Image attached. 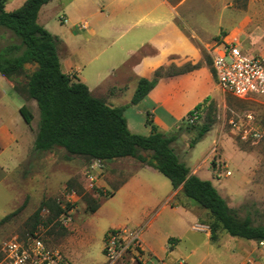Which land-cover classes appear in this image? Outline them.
Returning a JSON list of instances; mask_svg holds the SVG:
<instances>
[{"label":"rangeland","instance_id":"obj_1","mask_svg":"<svg viewBox=\"0 0 264 264\" xmlns=\"http://www.w3.org/2000/svg\"><path fill=\"white\" fill-rule=\"evenodd\" d=\"M20 1L9 0L7 11L21 7ZM167 1L176 6L182 0ZM176 12V23L187 35L205 33L211 36L209 44L225 38L248 55L264 57V0H189ZM45 21L54 31L61 26L54 13L41 17L40 25ZM10 44L19 41L0 28V50ZM202 57L211 70L208 50H202ZM33 69L28 66L26 73ZM24 84L23 78L11 82L0 76V244L12 238L25 241L37 234L66 264H244L248 260L264 264V248L257 243L232 238L220 230L218 241L211 243L203 233L209 232L213 222L209 214L192 201L188 203L179 190L167 205L190 209L197 217L200 232L187 230V218L163 208L172 188L168 179L152 168L140 169L144 165L130 158L66 161L61 149L34 155L39 113L35 102L21 92ZM14 85L19 92L14 91ZM216 94L215 101H210L214 107L211 133L185 160L179 148L190 146L204 120L188 127L184 132L190 134L188 140L178 141L179 158L191 168L198 167L200 179L212 180L239 217L248 216L254 225H264V135L257 143H242L229 125L235 115L250 113L264 133V98L245 102L220 90ZM21 107L32 114L30 125L23 121ZM134 174L139 179L128 193L109 198ZM43 199L65 208L71 222L64 226L60 215L53 217L43 210L40 224L31 233L30 218ZM24 203L19 213L7 218ZM90 204L99 206L96 213L89 212ZM118 228L122 241L117 253L104 256V237ZM169 237H180V242L167 253Z\"/></svg>","mask_w":264,"mask_h":264},{"label":"trees","instance_id":"obj_2","mask_svg":"<svg viewBox=\"0 0 264 264\" xmlns=\"http://www.w3.org/2000/svg\"><path fill=\"white\" fill-rule=\"evenodd\" d=\"M9 0H0V28L10 32L19 44H10L0 50V76L7 81L25 80L21 90L27 98L35 102L39 121L33 142L32 153L40 155L57 149L64 151V159L83 158L87 161L111 162L130 158L141 165L150 167L168 179L173 191L180 189L182 196L206 211L212 219L209 241H218V230L232 238L264 243V225H254L250 217L241 218L229 208L210 181L201 180L191 174L181 163L172 145L189 130L187 119L170 134H164L146 116L148 136L132 134L128 128L124 111L135 106L154 89L160 79L192 71L197 66L178 69L173 65L156 70L150 80L140 79L129 106L112 108L100 99L94 98L88 88L74 76L62 73L57 53L58 39L37 23L40 9L53 0H26L18 9L7 12ZM34 67L26 73L27 67ZM19 92L17 85L13 86ZM195 110L202 112L204 123L198 129L190 147L200 142L210 132L213 125V103L206 100ZM19 113L23 121L30 125L33 116L27 108ZM186 122V127L183 126ZM214 166V163H212ZM114 194H110L111 198ZM25 207V203L7 218L15 216ZM99 209L97 204L89 205L91 214ZM47 210L57 217L64 211L55 201L43 199L30 218L31 233L40 224V214ZM120 230H110L104 243ZM33 235V234H32ZM178 241L168 239V253ZM103 255H106L105 249Z\"/></svg>","mask_w":264,"mask_h":264},{"label":"crops","instance_id":"obj_3","mask_svg":"<svg viewBox=\"0 0 264 264\" xmlns=\"http://www.w3.org/2000/svg\"><path fill=\"white\" fill-rule=\"evenodd\" d=\"M25 1L21 0L19 5ZM188 1L182 0L174 6L167 0H53L40 9L37 23L40 25L41 17L54 13L61 25L59 30L50 29L46 21L40 26L58 39L56 47L62 73L74 76L94 98L112 108L129 106L138 81L150 80L159 68L197 66L192 71L160 79L142 101L124 111L132 134L149 135L150 129L145 124L147 115L160 132L170 134L197 106L206 100L215 101L219 90L202 57V50L209 53L217 41L209 44L211 36L202 32L189 36L176 23L178 6ZM9 89L12 91V86ZM262 98L264 96L256 100ZM189 135L183 133L180 138L188 140ZM204 138L192 147L179 148L181 154L177 149L179 139L172 145L178 160L196 177L199 168H191L180 160L179 154L186 160ZM138 179L134 174L113 197L128 193ZM209 181L218 191L216 184ZM177 191L171 189L163 208L179 211L182 218L189 220L187 230L200 232L196 229L197 217L190 209L167 205ZM203 233L209 239V232ZM168 239H176V244L180 242V237ZM166 251L168 253V245Z\"/></svg>","mask_w":264,"mask_h":264},{"label":"built area","instance_id":"obj_4","mask_svg":"<svg viewBox=\"0 0 264 264\" xmlns=\"http://www.w3.org/2000/svg\"><path fill=\"white\" fill-rule=\"evenodd\" d=\"M211 71L217 88L234 98L249 102L264 96V57L248 55L234 41L221 39L215 42L209 51ZM202 112L193 110L187 116V123L194 125L202 117ZM231 131L242 143H257L264 133L255 123L250 113L235 115L229 121ZM98 162V161H96ZM60 215L61 224L71 222L65 208ZM135 235V234H134ZM137 238V235L134 236ZM122 232L111 236L105 245L109 256L117 253L121 244ZM264 248V243L259 244ZM0 264H66L58 254L46 248L43 240L37 235L29 236L25 241L12 238L0 244ZM244 264H254L248 260Z\"/></svg>","mask_w":264,"mask_h":264}]
</instances>
